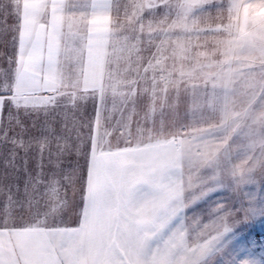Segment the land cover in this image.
Returning <instances> with one entry per match:
<instances>
[{"label": "snow or ice", "instance_id": "obj_1", "mask_svg": "<svg viewBox=\"0 0 264 264\" xmlns=\"http://www.w3.org/2000/svg\"><path fill=\"white\" fill-rule=\"evenodd\" d=\"M258 171L264 0H0V264H257Z\"/></svg>", "mask_w": 264, "mask_h": 264}, {"label": "rangeland", "instance_id": "obj_2", "mask_svg": "<svg viewBox=\"0 0 264 264\" xmlns=\"http://www.w3.org/2000/svg\"><path fill=\"white\" fill-rule=\"evenodd\" d=\"M26 123H30L31 118L24 117ZM230 202L234 209L244 207L251 208L255 213V219L245 221L249 227L245 230L250 233L249 239L251 246L255 250V255L248 257V259L256 261L255 257L264 256V173L259 171L253 175L249 183L242 186L240 191L234 192L231 187H218L212 192H209L206 197L198 201L194 206L190 207L187 212L189 215L193 213H206L217 203ZM242 215V213H238ZM233 234L228 233L220 242L218 247H222L232 239Z\"/></svg>", "mask_w": 264, "mask_h": 264}, {"label": "clouds", "instance_id": "obj_3", "mask_svg": "<svg viewBox=\"0 0 264 264\" xmlns=\"http://www.w3.org/2000/svg\"><path fill=\"white\" fill-rule=\"evenodd\" d=\"M13 3L19 4V0H12ZM119 23L116 25L119 28ZM114 67L111 68V71L116 74L121 80L125 78H129L132 72L138 70L139 60H129L127 56L120 58L119 60L113 61ZM8 120V117H7ZM231 211L227 206H224L217 215L219 216V222L221 224L224 223L225 220V213ZM231 219V217H228ZM208 221H203L202 223L192 222L188 225L187 228V243L190 247L195 248L197 245V241L203 238V231Z\"/></svg>", "mask_w": 264, "mask_h": 264}, {"label": "crops", "instance_id": "obj_4", "mask_svg": "<svg viewBox=\"0 0 264 264\" xmlns=\"http://www.w3.org/2000/svg\"><path fill=\"white\" fill-rule=\"evenodd\" d=\"M21 118L23 119V114H21ZM4 127L7 128L9 127V122L7 120V113H5V116H4ZM16 131H19V128L18 127H15L13 129V132L15 133ZM23 155V154H22ZM19 162V161H18ZM255 259H258L259 261L261 260L260 257H255Z\"/></svg>", "mask_w": 264, "mask_h": 264}]
</instances>
